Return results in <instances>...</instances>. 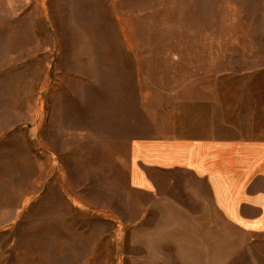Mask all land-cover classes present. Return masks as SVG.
Returning <instances> with one entry per match:
<instances>
[{
  "label": "rangeland",
  "instance_id": "374dc122",
  "mask_svg": "<svg viewBox=\"0 0 264 264\" xmlns=\"http://www.w3.org/2000/svg\"><path fill=\"white\" fill-rule=\"evenodd\" d=\"M156 139L264 141V0H0V264H180L131 185Z\"/></svg>",
  "mask_w": 264,
  "mask_h": 264
},
{
  "label": "crops",
  "instance_id": "0c3cea01",
  "mask_svg": "<svg viewBox=\"0 0 264 264\" xmlns=\"http://www.w3.org/2000/svg\"><path fill=\"white\" fill-rule=\"evenodd\" d=\"M133 149L131 185L148 193L155 233H170L180 264H228L264 234V141L135 140Z\"/></svg>",
  "mask_w": 264,
  "mask_h": 264
}]
</instances>
